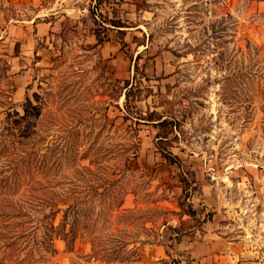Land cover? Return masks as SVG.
<instances>
[{
    "label": "rangeland",
    "instance_id": "1",
    "mask_svg": "<svg viewBox=\"0 0 264 264\" xmlns=\"http://www.w3.org/2000/svg\"><path fill=\"white\" fill-rule=\"evenodd\" d=\"M259 2L103 0L98 5L88 0L85 16L76 18L65 0H0V104L6 105L0 108V127L9 114L24 116L29 103L36 115L40 111L26 124L33 141L47 136L46 142H53L61 135L56 132L60 123L48 118L49 110L52 115L75 110L78 116L86 111L102 114L108 108L120 126L113 137L116 129L109 130L103 122L77 126L87 144L95 143L82 162L93 170L84 171L85 181L98 186L106 177L118 183L106 192L99 188L105 193L94 201V212L77 216L75 241L56 235L73 201L44 209L54 213L52 242L44 244V256L32 264H106L91 258L92 240L96 245L129 244L127 252H114L109 264H189V258L176 257V237L201 235L197 231L213 219L217 232L244 241L250 257L264 264V3ZM108 17L125 23L124 37L105 22ZM38 24L45 28L37 31ZM105 27L110 28V39L114 36L120 43L123 37L127 43L122 60L104 58L100 49L85 50L95 44V30ZM253 44L261 49L259 62L250 50ZM140 54L142 59L136 61ZM7 65L10 70L4 74ZM134 76L142 89L140 111L180 121L170 149L182 160L183 170L162 158L156 146L158 130L150 124L137 127L138 156L124 168L125 156L134 152L126 127L130 121L124 125L122 118L125 91L118 88L122 82L111 97L109 84ZM181 173L195 187L189 189L187 202L199 218L214 213L202 228L193 226L187 232L167 220L172 214L188 216L178 205L184 196ZM174 206L179 211L172 210ZM128 252L133 253L129 258Z\"/></svg>",
    "mask_w": 264,
    "mask_h": 264
},
{
    "label": "trees",
    "instance_id": "2",
    "mask_svg": "<svg viewBox=\"0 0 264 264\" xmlns=\"http://www.w3.org/2000/svg\"><path fill=\"white\" fill-rule=\"evenodd\" d=\"M105 1L109 2L110 0ZM102 2L103 0H97L98 5H101ZM104 20L110 25V28L119 29V34L125 36L126 31L124 29L127 28L125 23L121 20L109 19V17ZM105 28L95 30L96 42L93 45L86 46L85 50H99L102 45L110 41L108 34L110 28ZM123 37L120 38L122 49L128 46ZM250 50H253V57L259 62L261 49L253 44L250 45ZM36 57L38 60L37 53ZM141 59L140 54L137 56L136 61ZM131 61H133V58H131ZM1 62L2 59H0V64ZM52 62H54V59ZM9 70L10 67L7 65L4 74H7ZM134 71L137 75L139 72L138 64L135 65ZM7 78L10 77L7 75ZM122 82L123 87H118L125 91L124 108L121 110L124 111L122 118L124 125L130 121V125L126 127L128 128L127 134L132 133L131 141L133 144L131 148L134 150L133 155L125 156L124 168H127L129 160H133L138 156L140 142L137 127L142 124H150L158 130L156 146L162 158L170 165H177L183 170L182 160L170 149L174 142L173 139L177 138L176 134L180 121L176 118L165 117L156 111L148 110L144 113L138 109L137 101L141 98L139 95L142 89L137 83V76L124 81L116 80L114 83L109 84L111 97L115 96L116 86H120ZM9 85H11L10 82ZM8 98V107L12 108L15 103H12L10 96ZM42 100L46 101L47 99L43 98ZM31 104L29 103L30 109L26 110L24 116H20L18 113L9 114L0 127V264H32L38 260L36 257L42 258L44 256V244L52 242L50 229L54 227L50 223V218L54 216V213L46 214L43 210L49 208L52 211L59 202L72 200L73 204L67 210L65 219L57 229L56 235L59 234L64 239L75 241L79 236L76 228V225H78L77 216L85 210L91 213L94 212L92 206L97 197L99 195L103 197L110 184L118 183L117 181H111L110 183L106 177H103L105 183L96 186L88 179L85 181L86 178L83 177L84 171L93 172L91 165L86 166L82 162L87 154L94 150L95 143L87 144L83 140L85 138L83 131L77 129V126H85L88 121L103 122L110 127L109 130L116 129L112 137L115 136L120 126H117L111 120L108 108L102 114L99 111H86L78 116L75 110L65 111L60 115L57 113L52 115L49 110L48 118L50 122L60 123L56 132L61 135L57 136L56 134L55 141L46 142L47 136H42L40 141H33L29 139L27 134L26 124L36 116H40V111L37 115L32 111ZM5 107L4 103L0 104V108ZM110 121L112 122L110 123ZM54 123L52 124L56 126ZM70 172L76 177L69 175ZM103 173L105 176L109 175L106 170ZM179 181L184 185V196L178 200L181 213L193 218L194 227L200 229L212 220L214 213L209 212L204 218H199L197 210L187 202L191 196L189 193L191 182L184 173H181ZM99 188L104 189L105 192L100 194L98 192ZM191 189L194 190L195 187ZM122 201L123 199L117 207L118 210ZM86 207H91V209H85ZM67 225L70 226L69 230L71 231L69 237L64 234ZM181 236L178 234L176 237L177 243L181 241ZM172 239L170 237V240ZM110 242H113L114 245H96L92 240L93 255L91 258L109 264L112 262L111 257L114 252L117 250L127 252L128 243L124 241ZM125 254L127 258L133 255L132 252Z\"/></svg>",
    "mask_w": 264,
    "mask_h": 264
},
{
    "label": "crops",
    "instance_id": "3",
    "mask_svg": "<svg viewBox=\"0 0 264 264\" xmlns=\"http://www.w3.org/2000/svg\"><path fill=\"white\" fill-rule=\"evenodd\" d=\"M65 1L67 2L66 7H70L71 13L76 15V18L85 16L84 14L88 10V0H82V4L77 6L73 3L75 0ZM262 3L264 1L259 2V4ZM36 27L37 31H39V27L45 28V24H38ZM46 28L47 30L49 29V27ZM115 39L116 37L111 36L110 41L102 45L100 50L104 58H112V61L117 62L122 58L120 56L122 48ZM182 193L183 189L181 190ZM171 209L179 211V209H175V206ZM167 220L169 225L181 227L184 232L191 231L194 226V221L189 216L181 218L176 214H172ZM216 220L213 219L202 231H197L201 235L195 234L193 237L189 235L182 236V240L176 243L179 247L178 249L176 248V257L179 259L189 258V264H262L256 260L258 257H250V251L244 241H232L231 238L222 236L221 232H217L218 223L216 224Z\"/></svg>",
    "mask_w": 264,
    "mask_h": 264
}]
</instances>
